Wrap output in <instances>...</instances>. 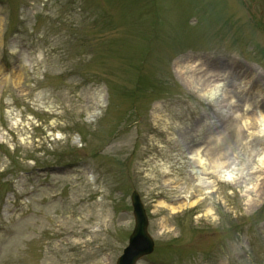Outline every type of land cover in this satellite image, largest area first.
I'll return each instance as SVG.
<instances>
[{"label":"rangeland","instance_id":"1","mask_svg":"<svg viewBox=\"0 0 264 264\" xmlns=\"http://www.w3.org/2000/svg\"><path fill=\"white\" fill-rule=\"evenodd\" d=\"M69 1L0 7V264H116L133 191L154 259L264 264V134L188 81L264 110V0ZM199 141L226 177L193 171Z\"/></svg>","mask_w":264,"mask_h":264},{"label":"bare ground","instance_id":"2","mask_svg":"<svg viewBox=\"0 0 264 264\" xmlns=\"http://www.w3.org/2000/svg\"><path fill=\"white\" fill-rule=\"evenodd\" d=\"M21 55L23 58H26L24 52H22ZM211 72L213 71L204 70L199 78L194 77V74L191 73L189 74L188 81L193 83L198 82L201 85H204L211 98H215L216 96H218L219 101H221L222 104L221 108H228L227 112L232 115V120L234 122L236 121L238 116L236 111H245V120H243L242 123L239 122V124L235 125L237 133L241 132V130L243 129H252L254 131H257L258 135L264 134V110L261 109L262 104L260 105L258 101L251 99L250 96H248V98L243 97L244 95H242V93L244 87H241L242 91L240 87L239 89H232L231 87H229L230 85L227 84L229 83V81L225 76H222L223 74L216 73V78H212L211 80H217V82L211 83L208 86L207 80L215 75V73L212 74ZM178 73L182 77V79H184V75L181 72L180 68ZM235 86H238L237 83L234 84V87ZM189 147L190 154H196V159L191 157L190 154L188 156L189 159H191L190 161L192 165H194V167H198V169H193V171H195L196 173H210L215 177L222 178L226 177L227 175L225 168L235 167V160L230 159L226 156H221V154H219V151H214L213 147L207 146L205 148L202 145L198 146L197 143H192V146L190 145ZM258 161L261 163V165H264V155L258 157Z\"/></svg>","mask_w":264,"mask_h":264},{"label":"water","instance_id":"3","mask_svg":"<svg viewBox=\"0 0 264 264\" xmlns=\"http://www.w3.org/2000/svg\"><path fill=\"white\" fill-rule=\"evenodd\" d=\"M135 203V208H136V214H137V226L135 229V232L133 234V236L131 237V245L129 246V248L126 249L129 250L131 248V246L133 247L132 250L127 251V253L125 254L124 257H122V261L124 260L125 257H128L129 255H131V253L134 255V259L146 252L150 246V238L146 233V218H145V214L142 208V205L139 201V199L134 200ZM133 262V261H132Z\"/></svg>","mask_w":264,"mask_h":264}]
</instances>
